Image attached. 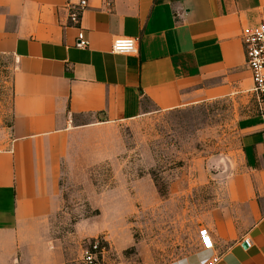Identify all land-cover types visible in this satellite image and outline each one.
Listing matches in <instances>:
<instances>
[{
  "label": "crops",
  "instance_id": "0c3cea01",
  "mask_svg": "<svg viewBox=\"0 0 264 264\" xmlns=\"http://www.w3.org/2000/svg\"><path fill=\"white\" fill-rule=\"evenodd\" d=\"M263 21L264 0H88L79 25L66 0H0V264H52L45 231L77 135L253 96L255 111L239 122L245 169L207 227L216 264H264V95L252 91L242 41ZM80 31L88 47L77 45ZM118 37L138 39V52L114 53ZM214 252L165 264H202Z\"/></svg>",
  "mask_w": 264,
  "mask_h": 264
},
{
  "label": "rangeland",
  "instance_id": "374dc122",
  "mask_svg": "<svg viewBox=\"0 0 264 264\" xmlns=\"http://www.w3.org/2000/svg\"><path fill=\"white\" fill-rule=\"evenodd\" d=\"M254 111L255 96L218 98L77 135L45 231L51 263L84 264L95 241L102 264H165L197 251L199 228L221 217L245 169L239 122Z\"/></svg>",
  "mask_w": 264,
  "mask_h": 264
},
{
  "label": "built area",
  "instance_id": "2783aa9c",
  "mask_svg": "<svg viewBox=\"0 0 264 264\" xmlns=\"http://www.w3.org/2000/svg\"><path fill=\"white\" fill-rule=\"evenodd\" d=\"M112 0H107L110 4ZM66 6L69 10V22L71 25H79L83 11L88 6V0H66ZM242 41L245 49V58L248 69L251 72L253 81V93L258 101H262L264 95V21L257 27L247 28L242 34ZM79 47L89 46V40L85 38L83 31L78 34ZM138 39L131 37H118L113 41L112 51L118 54H135L138 52ZM201 247L205 250H215V241L213 234L208 227L202 226L198 230ZM250 245L248 240H245ZM98 248L95 241L83 250L82 261L84 264H102ZM221 255L214 252L213 255L205 259L202 264H216Z\"/></svg>",
  "mask_w": 264,
  "mask_h": 264
}]
</instances>
